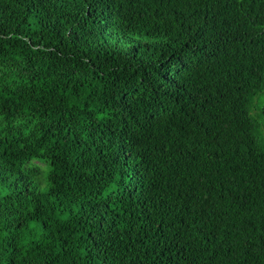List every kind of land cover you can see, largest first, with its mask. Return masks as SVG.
Returning a JSON list of instances; mask_svg holds the SVG:
<instances>
[{
	"label": "trees",
	"instance_id": "1",
	"mask_svg": "<svg viewBox=\"0 0 264 264\" xmlns=\"http://www.w3.org/2000/svg\"><path fill=\"white\" fill-rule=\"evenodd\" d=\"M262 92L264 0H0V264H264Z\"/></svg>",
	"mask_w": 264,
	"mask_h": 264
},
{
	"label": "rangeland",
	"instance_id": "2",
	"mask_svg": "<svg viewBox=\"0 0 264 264\" xmlns=\"http://www.w3.org/2000/svg\"><path fill=\"white\" fill-rule=\"evenodd\" d=\"M262 107H264V92H262L258 97H257V108H258V113L255 114V116L259 119L261 123V128H262V133H261V141L264 144V116L263 113L261 112Z\"/></svg>",
	"mask_w": 264,
	"mask_h": 264
}]
</instances>
